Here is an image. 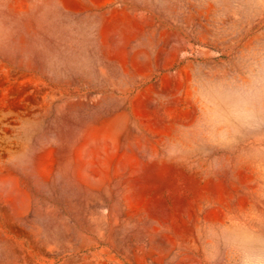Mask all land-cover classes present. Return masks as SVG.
I'll list each match as a JSON object with an SVG mask.
<instances>
[{"label":"rangeland","instance_id":"obj_1","mask_svg":"<svg viewBox=\"0 0 264 264\" xmlns=\"http://www.w3.org/2000/svg\"><path fill=\"white\" fill-rule=\"evenodd\" d=\"M0 264H264V0H0Z\"/></svg>","mask_w":264,"mask_h":264}]
</instances>
